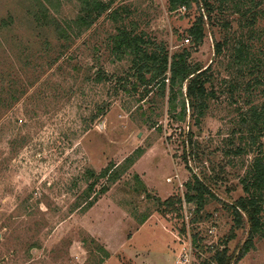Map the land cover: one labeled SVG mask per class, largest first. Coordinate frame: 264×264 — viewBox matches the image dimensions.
Masks as SVG:
<instances>
[{
    "label": "rangeland",
    "instance_id": "374dc122",
    "mask_svg": "<svg viewBox=\"0 0 264 264\" xmlns=\"http://www.w3.org/2000/svg\"><path fill=\"white\" fill-rule=\"evenodd\" d=\"M102 1L120 17L104 13L64 42L34 21L35 0H0V264H215L213 252L232 227L226 204L243 195L239 178L256 152L238 129L239 116L264 103V81L249 87L256 74L247 66L240 74L233 45L249 40L250 54L264 66V17L250 40L245 18L229 0L213 12L202 44L191 50L190 61L209 70L214 90L199 125L186 119L202 152L188 164L208 176L214 194L194 216L192 206L168 210L159 202L182 195L190 179L182 146L166 139L177 129L168 118L167 96L153 91L142 99L141 87L114 92V79L96 83L93 73L127 70L128 60H116L107 43L116 26L143 32L173 54L188 48L185 30L199 9L170 12L167 0ZM220 1L211 0L214 6ZM41 2L60 20L73 19L79 9L76 0ZM224 40L216 54L215 42ZM262 71L257 76L264 80ZM104 103L106 111L89 120ZM237 147L245 151L228 153ZM86 168L116 173L112 181L99 180L95 189H107L90 207L78 200ZM247 230V224L236 229L226 243L234 258ZM194 234L197 245L191 244ZM230 264H264V237H254L253 247Z\"/></svg>",
    "mask_w": 264,
    "mask_h": 264
},
{
    "label": "trees",
    "instance_id": "16d2710c",
    "mask_svg": "<svg viewBox=\"0 0 264 264\" xmlns=\"http://www.w3.org/2000/svg\"><path fill=\"white\" fill-rule=\"evenodd\" d=\"M39 5L38 12L35 13L34 21L40 26H49L57 35L58 40L69 42L72 38H77L84 30L90 28L97 19L107 13L112 20H117L120 14L117 9H111L110 2L102 0H76L79 5L77 14L73 19H56L49 14L48 8L41 0H35ZM60 1V0H56ZM233 12L245 18L250 40L255 38V24L258 17H264V8L261 5L264 0H231ZM226 0H221L214 6L211 0H167V9L170 12L179 9L189 10L193 5L199 9V13L194 17L191 25L185 30V40L189 43L188 48H183L179 52L169 54L166 46L161 41L147 37L143 32H136L133 28L125 25L115 27V32L108 36L107 43L112 56L116 60H128L129 65L123 75L115 76L105 74L101 68H96L93 73V82L100 83L114 79V92H137L142 88V97H146L151 92L161 97L167 96L168 118L171 124H175V132L172 136H167V140L178 141L182 146V160L185 167L190 172V179L184 184L182 195L167 198L159 201L165 209H171L174 204L181 209L183 205L193 208L194 216L200 213L209 197H214L211 186L206 179L205 173L199 174L193 171L188 164L189 159L199 158L202 155L197 139L194 138L191 124L199 125L205 112L208 109L209 101L214 97V90L210 88L211 74L207 68L197 62L190 61L191 50L197 49L204 39V25L211 22L213 12L217 9L222 11L225 8ZM254 35V36H253ZM260 36V35H259ZM258 37V35H257ZM262 37V36H261ZM227 40L215 42L214 51L221 53L227 44ZM252 44L249 40L238 39L233 45V63L238 70L252 69L256 76L253 80H248L254 85L261 84L264 80L260 78L263 70V61L256 59L250 53ZM245 70V69H244ZM243 70V71H244ZM240 74H242V72ZM264 75V70L262 71ZM144 99V98H142ZM141 99V100H142ZM140 100V101H141ZM107 104L97 108L98 114H90L89 120L93 121L99 113L106 111ZM189 118L186 124V119ZM238 126L242 134L246 136L249 145H254L256 152L249 162L248 169L239 178L243 195L239 196L232 203L226 204L232 216V227L229 235L221 248H215L212 258L215 264H230L235 259H240L248 250L253 247L254 237H264V103L250 105L247 110L239 116ZM185 123V124H184ZM88 129H85L86 132ZM245 151L243 147L230 150L231 155H239ZM116 174L109 168H104L100 172H95L91 168L83 171V178L86 183L78 200H83L86 207H90L96 200L98 194L103 193L107 186L99 184L103 177H110V181L115 179ZM74 205L75 209H80L79 202ZM195 218L192 219L194 221ZM247 224L248 232L238 254L234 258L228 254L226 243L235 237V230ZM191 244H196V234L191 238ZM107 253V252H105Z\"/></svg>",
    "mask_w": 264,
    "mask_h": 264
}]
</instances>
